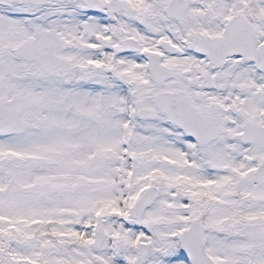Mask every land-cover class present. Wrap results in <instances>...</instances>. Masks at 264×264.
Wrapping results in <instances>:
<instances>
[{
  "label": "snow or ice",
  "instance_id": "snow-or-ice-1",
  "mask_svg": "<svg viewBox=\"0 0 264 264\" xmlns=\"http://www.w3.org/2000/svg\"><path fill=\"white\" fill-rule=\"evenodd\" d=\"M0 264H264V0H0Z\"/></svg>",
  "mask_w": 264,
  "mask_h": 264
}]
</instances>
